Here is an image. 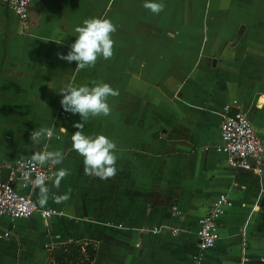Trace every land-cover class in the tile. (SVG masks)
I'll list each match as a JSON object with an SVG mask.
<instances>
[{"label":"crops","instance_id":"crops-1","mask_svg":"<svg viewBox=\"0 0 264 264\" xmlns=\"http://www.w3.org/2000/svg\"><path fill=\"white\" fill-rule=\"evenodd\" d=\"M84 2L98 0H31V29L21 36L14 16L0 0V95L4 98L0 104V162L7 165L31 157L47 145V150H60L65 156L55 168L48 164L54 173L61 167L70 171L58 190L64 194L70 189L65 202L50 198L41 207L38 189L29 191L38 208L55 206L65 215L56 217L67 219L50 217L44 223L35 213L37 216L16 220L19 223L12 230L13 225L0 218V232L11 231L0 241V264H53L51 250L67 243L93 245L95 256L90 264H192L197 221L219 194H226L231 201L218 224L223 232L218 241L223 239V246L215 244L209 250L211 255H206L207 251L203 264H264V178L258 181L235 170L224 155L214 151L223 109L228 105L249 120L264 143V73L249 76L243 72L233 75L227 68L223 71V64L234 66L232 58L250 34L264 38V0H216L215 12L223 17V27L215 34L218 40L223 39L210 43V48L223 47L221 58H212L207 72L197 67L198 77L189 80L191 89L169 100L163 111L144 101L137 107L129 105L132 98L144 97L147 91L141 90L154 86L150 79L159 70L155 63L146 81H135V89L124 85L118 89V97L109 98V116L85 122L87 135L102 134L117 145L118 172L106 180L84 173L83 157L74 153L66 139L42 140L40 144L30 139V133L41 127L54 126L58 132L59 127L72 128L75 121L71 117L64 120L55 112L63 98L59 92L69 79L74 86L104 82L117 87L114 71L111 77L98 72L86 79L90 72L84 69L69 77V67L76 63L58 58V53L70 51L78 35L75 28L85 19L115 17L112 10L101 14L98 5L87 9ZM124 45L120 49L124 50ZM116 51L114 45L113 57L106 64L103 58L98 59L99 65H115ZM202 74L204 81L198 79ZM153 93V97L163 96L162 92ZM233 98L237 100L234 106ZM153 121L161 132L155 141L148 136ZM171 206L180 211V219ZM27 220L33 225H20ZM160 225L178 231L173 236L163 230L156 235L142 231ZM211 257L215 263L208 262Z\"/></svg>","mask_w":264,"mask_h":264},{"label":"rangeland","instance_id":"rangeland-1","mask_svg":"<svg viewBox=\"0 0 264 264\" xmlns=\"http://www.w3.org/2000/svg\"><path fill=\"white\" fill-rule=\"evenodd\" d=\"M145 2L146 0H98V3L84 2V6L87 9H92V7L95 9L96 5H98L101 14L104 11H114L115 17L109 19H112V23L117 28L113 34L114 45L117 49V56L115 60H112V62H116L115 65L109 64L110 67H107V65L104 67L99 65L98 60L94 67L86 69L90 73L85 78H92V75L95 76L98 72H103L105 77L106 75L111 77V72L113 73L114 71L116 73L114 81L117 86L115 89H121L124 85L130 89H135L132 86L135 81H146L145 76L149 72L153 74L154 70L152 68L156 67V63L159 70L154 75L150 74L153 77L150 81L154 86L149 88L145 84L144 87L147 86V88L141 90L142 92L147 91L143 93L144 97L141 99L139 97L132 98L129 105L136 106L144 101L142 103L150 106V108H157L163 111V107L169 105V100L174 99L182 90L191 89L189 80L193 79V77L196 80V77H198L199 71L197 67H200V71L206 69L205 72H207V66H209L211 59L217 60L221 58L223 47L221 50L217 49V47L210 48V43L217 42L218 34H215V32L218 33V29L223 27V17L219 15V12H215L217 8L216 0L185 2L179 0H154V2H162L165 5L164 10L159 15L145 9L143 7ZM221 38H219L218 42ZM124 43H126V47L122 50L123 48L120 49V47L125 46ZM240 47L241 49L232 58L234 66L223 64V71L227 68L233 75L243 72L249 76L252 73L257 75L264 73V38L250 34L249 39L240 44ZM221 60H223V56L219 60L220 66ZM104 63H107L106 60ZM75 68L76 65H73L71 69L69 67V77L75 75ZM218 69L219 67L217 71ZM198 79L204 81V75H199ZM72 84L69 79L67 86H74ZM87 86L89 85L87 84ZM154 91L162 92L163 96L160 94L153 97L154 93L151 94V92ZM3 100L4 98L0 95V104ZM232 102L233 106L235 102L237 104L235 98H233ZM55 112L58 117H63L64 120L71 117L70 119L75 121V123L80 121L78 120L79 114L66 113L61 106ZM150 127L148 130V136L152 138L150 140H159L161 133L159 126L153 121ZM55 130V135L60 138L56 139L54 136L52 140L66 139L68 144L72 143L71 135L77 131L73 126L67 133H60ZM83 132L85 135L88 134V131ZM92 134L94 135L95 131ZM70 147H72V144ZM74 153L77 152L74 150ZM54 207L49 209L55 212L61 211ZM51 219L63 221L67 218L52 216ZM17 223L19 222L13 221L11 223L13 225L12 230ZM22 223L24 226L33 225L31 220L20 222V225ZM38 224H41L40 219ZM218 235L223 236V232L218 230ZM2 240L4 239H0V241ZM217 244L223 246V239H220ZM222 246L221 248H223ZM211 251L206 255H211ZM193 253H196V248ZM206 255H204V260L207 257ZM207 260L208 262L212 261V263L216 262L214 257Z\"/></svg>","mask_w":264,"mask_h":264},{"label":"clouds","instance_id":"clouds-1","mask_svg":"<svg viewBox=\"0 0 264 264\" xmlns=\"http://www.w3.org/2000/svg\"><path fill=\"white\" fill-rule=\"evenodd\" d=\"M145 9L151 13L159 15L165 8L162 2L146 0L143 4ZM116 25L107 18H89L83 21L82 26L75 28L78 34L75 42L71 44L70 51L66 55L57 54L58 58L68 63L75 62V71L92 68L98 59H111L114 55L113 34L116 32ZM47 43V42H45ZM60 44L61 41L54 42ZM92 87L87 85L65 86L59 92L62 95L60 100L61 108L66 113L79 114L80 122L74 123L77 129L71 135L73 149L83 157V171L86 175L106 180L114 178L117 173L116 149L117 145L105 135L95 137L85 135L84 124L89 118L100 116L107 117L111 114L112 108L108 103L110 97H118L119 90L113 89L108 83L93 82ZM55 127H41L30 133V139L35 144H40L42 140L51 141L55 136ZM60 133H67L64 127H59ZM65 156L60 150L36 151L30 157V162L35 166L43 168L46 164H51L54 168L61 165ZM70 174L66 168H59L50 177L44 171H40L32 180V184L38 189V203L41 207L46 206L49 199L56 203L65 202L70 198V189L64 194H58L61 181ZM56 189V192H53Z\"/></svg>","mask_w":264,"mask_h":264},{"label":"built area","instance_id":"built-area-1","mask_svg":"<svg viewBox=\"0 0 264 264\" xmlns=\"http://www.w3.org/2000/svg\"><path fill=\"white\" fill-rule=\"evenodd\" d=\"M7 10L14 16L18 31L21 36L28 34L31 29V20L28 14L31 0H4ZM234 109V110H233ZM224 113L218 128L217 144L214 151L225 156L233 168L248 173L258 181L264 178V143L258 137L249 120L236 107L224 106ZM61 114V113H59ZM8 170L5 180L0 174V218L6 219L10 224L13 221L27 219L37 213L45 223L52 216H61L62 213L51 209L38 208L30 196L29 191L35 187L32 180L44 171L53 177L54 171L48 164L41 168L30 162V157L17 158L10 164L0 162L1 169ZM231 206V201L226 194H219L212 201L205 214L197 221L196 253L191 256L192 264H202L204 255L211 250L219 239L218 224L226 208ZM177 218H181L176 206L170 207ZM12 227V226H11ZM118 229H125L121 225ZM167 231L172 236L178 231L169 226H155L143 229L152 235ZM10 230L0 232V239L10 236Z\"/></svg>","mask_w":264,"mask_h":264},{"label":"trees","instance_id":"trees-1","mask_svg":"<svg viewBox=\"0 0 264 264\" xmlns=\"http://www.w3.org/2000/svg\"><path fill=\"white\" fill-rule=\"evenodd\" d=\"M53 264H90L95 256L91 244L67 243L50 252Z\"/></svg>","mask_w":264,"mask_h":264},{"label":"water","instance_id":"water-1","mask_svg":"<svg viewBox=\"0 0 264 264\" xmlns=\"http://www.w3.org/2000/svg\"><path fill=\"white\" fill-rule=\"evenodd\" d=\"M0 174H1V178L3 180H5L7 178V175H8V170L5 168H2Z\"/></svg>","mask_w":264,"mask_h":264}]
</instances>
